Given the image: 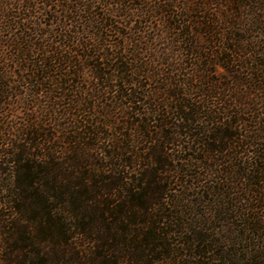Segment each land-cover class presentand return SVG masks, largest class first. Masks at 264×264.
I'll return each mask as SVG.
<instances>
[{
	"label": "trees",
	"instance_id": "1",
	"mask_svg": "<svg viewBox=\"0 0 264 264\" xmlns=\"http://www.w3.org/2000/svg\"><path fill=\"white\" fill-rule=\"evenodd\" d=\"M233 1L0 0V82L47 100L0 150V264L264 262V54ZM204 193L245 217L241 263L189 222Z\"/></svg>",
	"mask_w": 264,
	"mask_h": 264
},
{
	"label": "rangeland",
	"instance_id": "2",
	"mask_svg": "<svg viewBox=\"0 0 264 264\" xmlns=\"http://www.w3.org/2000/svg\"><path fill=\"white\" fill-rule=\"evenodd\" d=\"M37 1L41 3L45 0ZM59 1L63 2L65 0ZM207 1L208 7L212 8L213 10H218V8H220L221 10L226 11L228 16H232L231 12L234 11L235 7H237L235 6L233 0ZM240 3L242 4L240 6L241 19L243 22L242 24H246L244 27V47L248 55L252 54L253 56H255H252V60L250 62V64H255L258 62L257 54H264V0H240ZM38 12H40V10ZM36 16L39 18L38 20L42 19V16H40L38 13L36 14ZM41 21L44 22L45 20L42 19ZM9 51V48L0 47V61H3V55L9 54ZM259 58V61L264 60L262 59V57ZM7 64V67H10L11 63L8 62ZM4 66H6V63ZM15 69L17 68L12 67L9 71L6 70V73L4 72L3 74L4 79L2 80V82H0V150H7L9 148V145L7 144H11V142H13L15 127L21 126L28 114H34V108L36 110H39V106L47 102L46 97H44V94L42 93V95H40L39 97H34L36 88H32L26 85L20 87L19 85H17V77L15 73H13L15 72ZM250 70L251 67L249 65L248 69L244 71L246 72ZM219 72L225 73L224 69L222 68H219ZM86 75L87 77L89 76L88 78L91 77L90 72H87ZM4 82H6V84ZM2 90L5 92V94L2 92ZM257 94L264 97L263 90H258ZM111 134L112 132L108 130V135ZM1 159H3V157L1 158L0 156V160ZM202 163L200 164V166H197L199 164L196 163L193 168H188V174L192 176L198 175L201 177V173L204 172L205 167V165ZM6 167L5 165H2L0 166V169ZM6 179L7 176L5 174H0V183H5ZM177 188L179 190L182 189L181 187ZM189 193L194 194L192 191H190ZM180 198L181 200H183L184 204H188L187 202L191 204V215H188L189 222L190 219L194 216L197 223L201 224L200 227L206 235H215L218 238L223 239L222 241L227 248H230V246H232V241H235L237 243L235 247H231L237 249L238 255L237 257H235L236 263H241L239 259L243 254H250V249L245 248L246 244H243L240 238L242 237V234H244L243 237L246 236V238H250L251 235V233H249L248 230L243 226L246 223L245 217L236 214L235 217L232 218L228 215H224V213L218 214L217 210L220 211L223 199L212 197L211 195H207L205 193L200 198L199 203H197L193 199V197H191V195L189 197L187 195L183 196L182 194ZM255 236L256 240L254 242L250 241V243L254 244L256 247L261 245L264 249V241L261 239L259 240L258 237H264V233L256 232ZM180 240L181 239H178V241ZM250 247L252 248V245L248 246V248ZM180 252L182 254H185L183 256V258H185L184 262L187 263L189 261V263L192 264V259H189L188 253L183 250V247H180ZM211 264L217 263L211 262ZM262 264H264V262Z\"/></svg>",
	"mask_w": 264,
	"mask_h": 264
}]
</instances>
